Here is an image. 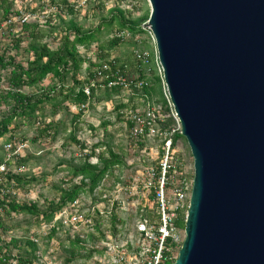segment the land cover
Returning a JSON list of instances; mask_svg holds the SVG:
<instances>
[{
    "label": "rangeland",
    "instance_id": "374dc122",
    "mask_svg": "<svg viewBox=\"0 0 264 264\" xmlns=\"http://www.w3.org/2000/svg\"><path fill=\"white\" fill-rule=\"evenodd\" d=\"M12 11L11 18L15 21L18 16L14 13L20 12V16L28 17L25 25L38 26L36 31L41 38L32 43L24 24L9 25L7 21L0 24V97H6L0 105V128L6 126V132L0 136V162L7 163L1 187L9 189L19 204L35 206L39 214L7 216L1 211L0 249L10 257L9 264L18 259L30 264H112L118 252L141 260L144 244L137 226L144 220L154 222L156 216V204L142 188L141 181L146 168L157 169L160 149L157 138L133 135L132 117L144 121L148 112L162 104L161 81L155 82L157 74L153 66L141 69L149 81V92L134 87L133 82L120 91L99 90L89 101L85 100L81 110L84 103L74 105L69 96V89L75 88V92L78 87L69 72L61 77L64 90L41 100L30 116L23 114L28 111L24 104L17 105L6 93L13 65L27 68L33 61L32 45H45L56 52L65 37L72 41L77 31L81 34L95 31L113 16L118 20L101 26L91 44L75 46V53L84 59L75 81L86 77L92 60L127 63L129 77L137 78L139 69L134 65L133 53L150 50L145 33L138 31V25L142 27L148 20L147 0H14ZM118 12L122 13L125 27L119 23ZM116 38L120 40L114 43ZM56 80L48 75L22 92L37 95ZM9 119L12 120L7 123ZM169 120L171 129L174 122ZM8 142L13 146L22 143L23 148L6 161L3 147ZM172 149L193 178V159L185 138H178ZM86 165L95 166V171L107 167L92 192L88 190V180L77 174ZM12 175L22 181L17 183L10 178ZM81 182L82 189L75 201L67 202L62 214L55 216L54 220L60 218L67 224L59 230L51 229L45 215ZM75 216L80 217L76 222L72 221ZM182 234L185 236L184 229ZM76 238L80 242H75ZM110 247L118 252L108 250Z\"/></svg>",
    "mask_w": 264,
    "mask_h": 264
},
{
    "label": "water",
    "instance_id": "95a60500",
    "mask_svg": "<svg viewBox=\"0 0 264 264\" xmlns=\"http://www.w3.org/2000/svg\"><path fill=\"white\" fill-rule=\"evenodd\" d=\"M193 159L173 264H264V0H147Z\"/></svg>",
    "mask_w": 264,
    "mask_h": 264
},
{
    "label": "built area",
    "instance_id": "2783aa9c",
    "mask_svg": "<svg viewBox=\"0 0 264 264\" xmlns=\"http://www.w3.org/2000/svg\"><path fill=\"white\" fill-rule=\"evenodd\" d=\"M17 16V21L14 18H10L7 21L8 24L18 22L23 25L28 22L27 16H20V14ZM141 30L149 41L150 50L147 52L134 51L133 59L137 65H141L142 67L153 66L161 81L162 97L166 108L164 114L160 112L161 106L158 109H152V111L148 112L149 115L144 121L140 120L138 116L132 117V121L134 122L132 133L135 137L153 136L158 139L160 144V159L157 169L155 170L153 167L146 168L144 179L141 181L142 188L146 190L148 195H151L152 201L156 204V216L154 222L150 223L144 220L137 226V232L143 239L144 244L142 245L141 260L129 258L125 256V253L120 254L118 249L114 247H110L108 250H116L118 252L113 257L112 264H173L184 239L182 230L176 226L175 220L179 211L185 209L186 206L188 208L192 177L186 171L182 159L172 149L173 136L176 133L181 134V124L163 79V69L159 60L154 34L149 28L148 23H145L141 27ZM87 68L86 77L82 80L84 84L81 88L86 102L92 98L96 91L112 90L117 87L124 88L131 83L125 76L127 65H121L111 60H92L90 66ZM147 85L148 82L145 80H139L134 83L135 87L140 88ZM85 103L81 105L79 110L85 107ZM169 118L174 122V127L171 129L169 126H166V120ZM3 148L7 155L5 160L8 161L19 153L20 149L23 148V144L19 143L13 146L8 142ZM4 171L5 163H2L0 164V195L8 196L12 195L11 191L1 187L3 185ZM62 211L57 212L49 223L51 229L55 228L59 230L67 224V222H63L60 218L54 220L55 216L62 214ZM78 216L72 217V221H78L80 218ZM85 220L86 223H89L88 218ZM4 253L3 250L0 258H2ZM10 264H17V262L13 261Z\"/></svg>",
    "mask_w": 264,
    "mask_h": 264
},
{
    "label": "trees",
    "instance_id": "16d2710c",
    "mask_svg": "<svg viewBox=\"0 0 264 264\" xmlns=\"http://www.w3.org/2000/svg\"><path fill=\"white\" fill-rule=\"evenodd\" d=\"M13 1L14 0H0V24L2 21L10 20L12 13H13L12 11ZM118 13H119V19H120L119 23L122 27H125L126 22L124 21L122 17V13L121 12H118ZM14 14L19 15L20 12H18L17 14L16 13ZM114 19L118 20L115 16H113L109 21H106L100 24L96 28V30L92 32L81 34L79 33V31H77L72 41H69L68 37H65L63 46L56 52L50 51L45 45H41V46L32 45L30 47V50L32 51L34 58H33V61H31L28 64L27 68L21 67L20 65H15V66L13 65L12 71L10 72V78H9V84H8L9 89H8V92L6 93L7 96L14 98L17 105L24 104L25 108H27L28 111L26 113L24 112L23 114L30 116L32 111H34L38 107V104L40 103L41 100H44L45 98L55 97L57 93L60 94L64 90L65 84L63 83V80L61 79V77H63L65 74L69 72L71 74L72 79L75 82V85H78L75 92H74L75 88L71 87V89H69L70 91L69 96H71L72 102L75 103L74 105H79V104L84 103L85 96L83 95L81 91V88L84 82L75 81L77 72L81 68L84 59L82 57H79L75 53V46L76 45L87 46L88 44H91L95 40V33L99 31L100 27L103 25H111ZM24 29L28 31V36L29 38H31L32 43H34L36 39L41 38L40 32L36 31L38 29V26H36L35 24H26V25L24 24ZM32 29L34 30V32L32 31ZM138 31H142L139 25H138ZM119 40H120L119 38H116L114 39L113 42L117 43L119 42ZM114 61L118 63L116 60ZM9 62H10V65H12L11 61ZM121 65H127V68L125 70V74H126L125 76L128 81L133 82V86H134V83L139 80L147 81V79L144 78L143 76L144 74H142L143 72L141 70L142 69L141 65H137L136 63L134 64V65H137L136 68H138L139 70L137 72L138 74L137 78H133V79L130 78L131 76L129 77L130 75L129 65L127 63L121 64ZM48 75H52L55 78H58V80H56L57 82L54 83L49 88L42 89L37 95H33V94L30 95V94H26L22 92L24 88H31L39 84ZM154 80L156 83L158 84L160 83V79L157 75H155ZM149 88H150L149 83L146 87H143V89L148 90V92H149ZM120 90L121 88L117 87V88L112 89L111 91H120ZM5 99L6 97H0V105L4 102ZM161 103L162 104L160 105L161 106L160 112L164 114L166 112V108L164 105L162 94H161ZM11 120L12 119H9L7 123H9ZM169 123H170V120L167 119L166 126H168ZM5 132H6V126L0 128V136H2L3 133ZM178 138H183V136L179 133L175 134L172 139V144H174ZM159 155H160V150H159ZM90 156H88L87 158H89ZM115 162H117V160H115ZM106 171H107L106 166H104L99 171H95V166L86 165L80 168L77 174L83 180L84 179L88 180V183H89L88 190L89 192H92L97 187L101 179L104 177V175L106 174ZM10 178H12L17 183H20L22 181V179L18 177L17 175H12ZM82 185L83 183L81 182V185H75L72 187V189L69 192L65 193L61 197L59 204L50 209V214L45 215V221L50 223L54 217L53 215L61 211L63 209L62 207L67 202L73 203L75 199L77 198L80 189H82ZM186 207L182 211H179V213L177 214V218L175 220L176 226L181 230L184 229V223H185L186 211H187ZM0 209L2 212H4V215L6 214L7 216L10 215L11 213H15V214L24 213V214H30V215L39 214L35 206L19 204L18 202L14 200L12 195H8V196L0 195ZM154 218L155 217H153V219ZM77 241L80 242L79 238H76L75 242ZM2 251L3 250L0 249V254H2ZM8 261H10V257L8 256V254L4 253L2 255V258H0V264H8ZM17 264H30V261H27L25 259H18Z\"/></svg>",
    "mask_w": 264,
    "mask_h": 264
}]
</instances>
